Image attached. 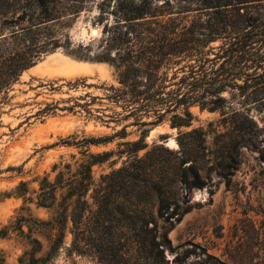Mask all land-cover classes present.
Instances as JSON below:
<instances>
[{"label":"trees","instance_id":"trees-1","mask_svg":"<svg viewBox=\"0 0 264 264\" xmlns=\"http://www.w3.org/2000/svg\"><path fill=\"white\" fill-rule=\"evenodd\" d=\"M80 1L0 0V93H7L43 54L63 42L70 46L68 34L60 31L70 14H78ZM180 1L186 5L176 8L178 15L197 14L164 18L150 0H131L120 15L111 21L105 18L104 46L95 59L110 63L115 71L118 86H110L108 100L122 108L121 118L133 117L132 124L139 127L162 122L168 115L172 127L189 126V107L198 105L219 111L225 127L245 132L251 126L249 130L259 132L261 127L249 114L248 105L264 109V99L228 101L222 94L248 88L264 94V0ZM163 4L170 5L168 1ZM110 12L100 7L98 22ZM143 116L154 119L144 120ZM140 134L137 140L122 142L126 149L119 153H126V159L99 183H95L91 167L105 161L109 153L93 154L87 149L82 152L87 158L75 171L65 163L67 170H58L53 179L48 175L39 178L35 203L55 207V212L50 220L42 221L50 232L47 244L28 236L29 249L19 259L22 264H55L61 251L92 256L101 264H188L189 249L171 260L167 257L175 250L168 233L187 207L176 202L170 209L167 184L152 178L138 156L147 147V129ZM183 136L206 140L201 127L181 132V147ZM256 140L252 136L233 142L255 146ZM100 141L85 138V143ZM261 155L264 158L263 151ZM177 158L181 171L175 172L176 181H184L188 188L207 184L192 147L181 150ZM57 167L53 164L52 171ZM27 190L21 181L17 193L24 195ZM67 233L71 235L69 244L65 242ZM206 258L223 264L211 254Z\"/></svg>","mask_w":264,"mask_h":264},{"label":"rangeland","instance_id":"rangeland-1","mask_svg":"<svg viewBox=\"0 0 264 264\" xmlns=\"http://www.w3.org/2000/svg\"><path fill=\"white\" fill-rule=\"evenodd\" d=\"M129 1L104 0L105 6L102 0L80 1L78 14H70L60 31L68 34L70 46L63 42L61 47L43 54L7 93H0V263L22 264L19 259L29 249L28 236L47 244L50 232L42 221L50 220L55 207L35 203L39 178L48 175L53 179L58 170H67L65 163L75 171L87 158L82 154L87 149L93 154L109 153L105 161L91 167L95 183H99L102 176L126 159V153H119L126 149L122 142L139 139L144 128L147 147L139 150L138 156L152 178L167 184L170 209L176 202L187 207L168 233L175 250L167 257L171 260L189 249L188 264H213L207 254L223 264H264V109L258 110L254 103L248 105L249 114L261 127L259 132L249 130L251 126L245 132L225 127L219 111L198 105L189 107L190 125L179 128L170 125L169 115L162 122L143 127L132 124L133 117L121 118L122 108L107 98L110 86H118L114 68L95 57L104 46L105 18L111 21L114 15H120ZM150 1L164 18H191L197 14L192 11L178 15L176 8L186 5L180 0ZM100 7L111 12L98 22ZM93 28L99 33L92 34ZM79 45L87 47L81 50ZM259 93L254 88L229 89L222 95L228 101L264 99ZM196 127L206 132L205 142L183 136L181 147L178 135ZM252 136L257 138L255 146L233 142ZM91 137L101 141L85 143V138ZM188 146L196 152L200 176L207 183L203 187L188 188L184 181H176L175 172L181 171L177 155ZM55 163L58 167L52 171ZM21 181L28 188L24 195L17 193ZM184 199L187 202L183 203ZM70 240L67 233L66 244ZM55 264L101 263L92 256L61 251Z\"/></svg>","mask_w":264,"mask_h":264},{"label":"water","instance_id":"water-1","mask_svg":"<svg viewBox=\"0 0 264 264\" xmlns=\"http://www.w3.org/2000/svg\"><path fill=\"white\" fill-rule=\"evenodd\" d=\"M91 32H92V34H96L97 33L94 28L91 30Z\"/></svg>","mask_w":264,"mask_h":264},{"label":"bare ground","instance_id":"bare-ground-1","mask_svg":"<svg viewBox=\"0 0 264 264\" xmlns=\"http://www.w3.org/2000/svg\"><path fill=\"white\" fill-rule=\"evenodd\" d=\"M90 30H91V29H90ZM95 31L97 32V34L99 33V32H98V29H95ZM96 36H98V35H96Z\"/></svg>","mask_w":264,"mask_h":264}]
</instances>
